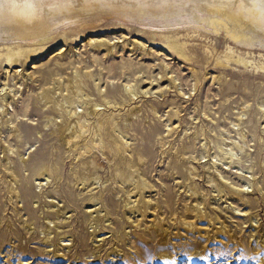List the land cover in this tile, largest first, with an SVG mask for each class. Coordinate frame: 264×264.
Returning <instances> with one entry per match:
<instances>
[{"label":"rangeland","instance_id":"rangeland-1","mask_svg":"<svg viewBox=\"0 0 264 264\" xmlns=\"http://www.w3.org/2000/svg\"><path fill=\"white\" fill-rule=\"evenodd\" d=\"M95 22L66 24L49 31L45 39L34 41L0 34V264H264V176L257 168L259 159L264 162V74L256 69L264 66L263 47L258 42L253 47L234 42L209 18L205 26H176L162 20L143 25L107 14ZM168 39L186 43V55L193 59H182L166 48ZM128 43L136 44L134 51ZM228 47L235 58L248 64L224 63ZM30 49L36 52L29 54ZM12 51H24L26 56L13 65L7 58ZM76 71L93 100L109 97V101L121 103L117 108L102 106L100 111L106 118L119 115L122 134L133 149L146 150L147 163L142 171L155 186L146 199L155 205L156 216L142 220L139 214L133 215L131 209L136 204L129 202L135 198L131 200V189L118 172L114 173L112 155H74V144L64 142L60 136L68 126L65 118L51 105L38 101L56 83L68 97L67 84L73 88ZM88 73H92L93 80L85 77ZM216 77L222 81H214ZM131 87L151 92L131 100L127 91ZM7 94L9 105L2 101ZM74 97L69 102L79 105L80 100ZM178 108L180 122L172 125L170 115ZM245 110L248 113L242 114ZM78 112L80 116L87 114L84 107ZM177 124L181 127L174 136H168ZM199 128L214 130L221 147L235 155L234 166L254 168L253 174L241 176L236 168L223 164L219 171L209 170V158L203 154L213 146L194 139ZM241 130L248 135L245 141L239 135ZM168 142L175 149L191 145L192 152L185 158L197 165L199 180L193 182L176 173L173 165L178 157ZM160 144H166L165 148ZM42 162L55 172L59 169L60 174L52 175L50 181L41 177L39 181L44 185L39 186L33 170ZM207 173L217 174L218 181L238 191L247 181H256L254 188H245V198L256 202L255 207L225 198L211 199L217 178L209 181ZM191 187L207 197L208 214L223 217L231 235L212 236L217 229L210 228L211 239L207 241L204 233H193L185 226V219L193 221L187 193ZM169 196L171 203L166 201ZM153 222L163 225V230L150 229ZM198 227L204 231L207 224ZM48 238L50 242L46 243Z\"/></svg>","mask_w":264,"mask_h":264},{"label":"bare ground","instance_id":"bare-ground-1","mask_svg":"<svg viewBox=\"0 0 264 264\" xmlns=\"http://www.w3.org/2000/svg\"><path fill=\"white\" fill-rule=\"evenodd\" d=\"M104 14H107V16H109L110 18L129 19V20H133L143 25H150L148 23L149 21L157 23L158 21L162 20L163 23H167L170 25H176V26L183 25V24H188V25L196 24L200 26H205L207 25V18H209V19H213V25L215 24L223 28L226 31V34L230 36V38L234 42L247 46V47H253L256 45V42H258L260 47H263L264 49V0H0V34L2 32L4 34H11L15 37L14 40L21 39L23 41H34L38 39H45L48 36L49 31H53L57 27L66 26V24L75 25L81 22L96 23L95 21L97 19H99V21L100 20L102 21ZM86 16H92V18L86 19L85 18ZM154 25L156 27L161 28V25H158V24H154ZM127 47L132 52L136 48V44L128 43ZM139 48L143 49L144 47L139 45ZM166 48L175 52L182 59H185V60L193 59V58L190 59V56L186 55V43L182 44L178 40L168 39L166 41ZM67 51L68 50H66V52ZM35 52H36V49H30L28 51L29 54H34ZM23 55H25L24 51H18V52L12 51L7 54L8 62L14 65ZM225 58H226V61L224 63H227V64L232 61L243 64V66H246L248 64V61L246 60H243L239 57L235 58L233 56V50L230 47H228L227 49ZM224 63H222L221 61H218L217 64H220L222 66H227V65H224ZM256 69H258L259 72L262 71L261 73L264 74L263 65L260 67H256ZM85 77L89 78L90 80H93L94 78L92 73L91 74L88 73ZM73 78L75 80V84L73 88L70 84L69 85L67 84V91L70 92L68 97L63 95V88L61 84L56 83L52 89L43 92L38 98L39 99L38 101L42 103L43 105H51L53 110L58 111L59 114H61L60 116L65 118L64 122L68 124V126L67 125L64 126V129L65 131H68V133L66 134L65 131L61 130L63 129V126H62V128L60 129L61 130L60 136L64 142H69L70 145L74 144L73 145L74 149L71 150V152L75 153L74 155H76L77 157L78 156L82 157L86 155L92 156L94 155V153L100 156H105L108 154L112 155L113 167H115L114 169H116L115 170L116 172L114 173L116 174L118 172L117 175L119 174L121 179L125 181L124 184H127L128 187L131 189V195H130L131 200L135 198L134 201L129 202V204L131 203L136 204L135 207L131 209V211L133 212V215L139 214V216L142 217V220H146L149 216H153V217L156 216L155 205L151 203L152 201H147L146 199V195L152 192L155 187L154 185L153 187L152 184H150L144 178V174L142 171V168L145 167L147 163V160H146L147 153L145 152L146 150L137 151L136 149H133L132 147L133 144L130 143V141L127 139L128 137L126 138V136L122 134V131L120 129L119 115L118 116L113 115V116H109L106 118L104 117L105 112L100 111V107L102 106L108 107V105H114L115 106L114 108H117V104L121 105V103H117V102L113 103L109 101V97H102L98 101L93 100L85 91L84 84H83L84 80L80 76L78 71H76V74L74 75ZM73 78L71 77V80ZM214 81L221 82L222 79H220L219 77H216L214 78ZM197 82L199 83L200 80L198 79ZM197 89H198V86L196 87V90ZM127 91H128V96L131 100H133L135 97L139 99L141 98L142 95L148 94L151 92V91H148L144 93L143 91H141V89L134 88V87L129 88ZM70 97H74V98L78 97V99L80 100V104L76 105L75 103H72V102L70 103L69 102ZM114 99H117V97L115 96ZM2 101L5 102L6 105H9L10 95L7 94L4 97H2ZM82 107H84L85 112L87 113L84 116H80L78 112V108H82ZM247 113L248 111L246 110L242 112V114H247ZM180 114H181V110L180 108H178L175 112H173L170 115V119L174 120V122L171 123L172 125L180 122V117H181ZM180 127L181 125L179 124H177V126L175 127H172L170 132L168 133L169 134L168 136H171V137L174 136V134ZM213 131H205L203 128L201 129L199 128L193 134L195 140L202 139L205 142L206 146L208 145L213 146V149H212L213 153H211L212 150L210 148L205 154H203L204 158L206 157L209 158V162L206 165L208 169L209 170L212 168L218 169L223 164L231 168H236L237 169L236 173H239L241 176L253 174L254 168L250 169L247 167L246 169H243V168L234 166L235 165V155L227 153L226 149H223L222 148L223 146L221 147V140L217 137L216 134H213ZM239 135L241 136V139L243 141H245L246 138L248 137L246 131L244 130H241ZM170 143L168 142L169 145ZM165 145L166 144H163L161 146L160 144L162 149ZM171 146L172 145H170V147ZM190 146L188 145V146H184L183 148H177V149H175L173 146L171 147L170 150L175 151V154L178 157L177 163L175 165L173 164L172 165L174 166V170H176V173L180 177H189L193 182H196L197 180H199V177H200L199 172L197 173V170H198V168L196 167L197 165H194L193 162L190 161L191 158H189L188 160L185 158V155L190 154L192 152V147ZM263 147H264V143L261 144V150ZM237 148L240 151H243V147L237 146ZM230 151L232 153L234 152L232 148H230ZM61 152H62V149H61ZM166 152L164 154H166ZM169 152L170 151L167 152L168 157L170 156ZM95 158H97V156ZM215 159H216V162L214 161ZM92 161H94V159ZM110 162H111V159H110ZM263 163L259 159L257 168L260 173H263V176H264V169L262 168ZM93 164L95 167V163ZM61 165H58V166H61ZM91 167H92V164H91ZM100 167H97V168L100 169ZM50 168L47 165H45L43 162L40 165L38 164L37 167L35 166V169L34 170L32 169V170H33V174L37 176L36 181H39L41 177H46L47 179L46 178L44 179L49 180L52 177V175L60 174L59 169H57V171L55 172V170H52ZM184 168L187 169L186 170L187 174L184 173ZM219 170L220 169L216 171H219ZM18 172H20L19 169H18ZM98 172L100 174V171ZM34 175H31V178L34 177ZM96 175L97 174H95L94 176ZM216 175L217 174L215 173L213 175L212 174L210 175V173H207V177H209V181H213L214 178L216 179L217 178ZM13 177L15 178V176ZM121 179H119V181H121ZM16 181L18 182V180ZM225 183L218 181V178H217L216 182L214 183V188H215L214 193L215 194L213 195L211 199L220 201L225 198L226 200H231V201L234 200L235 202H240L241 205H244V206H250L251 208L255 207L256 202L248 198L247 199L245 198V193H246L245 188L246 187L254 188L257 184L256 181H254L253 184L251 181L250 182L247 181L245 185L241 186L242 189L241 190L239 189V191L234 188H231L230 185L225 184ZM28 185L29 183L26 186ZM38 185L43 186L44 184H42V182L39 181ZM180 187L182 188V186ZM13 193H10V194L13 195ZM187 193L189 195V199L192 201V208L189 210H190V215L193 218V221L188 222L185 219L184 220L185 226L188 229L192 230L193 233H200V234L204 233L205 234L204 237L205 239H207V241L211 239L210 231H208L210 228L217 229L216 231H214L215 233L213 232L212 236H217L218 234H221L222 236L227 237L231 233L229 227L227 226V222L226 220L223 219V217L219 215L213 218L212 216L208 214L207 207H206L207 197L202 195L198 191V189L192 188V187H191V190H189V192ZM19 194L20 193H17V197L20 200ZM95 200H93V203L97 201ZM166 201L168 203L172 202V199L170 198V196L168 197V200L166 199ZM208 201H210V199ZM97 211H99V209ZM97 214H98L97 217H99L100 211L97 212ZM56 215H55V218H56ZM251 219L254 220L255 217L253 216L251 217ZM55 220H57V218ZM201 223L207 224L206 230L203 231L198 227V225H200ZM94 224L97 225V220L96 222H94ZM95 227L97 229V226ZM142 227L146 228L147 226H142ZM151 227L154 228V230L156 229L157 231L163 230V225L159 223L157 224L154 223L153 226H150V229ZM29 229L31 230L33 228L29 226ZM160 235L161 234H159V236ZM164 235L165 233L163 234V238H164ZM48 236H50V234ZM49 242L50 240L48 238L46 243H49ZM62 242H66V240L63 239ZM67 245H69V243L63 244V246H67ZM162 255L166 257L165 254H162ZM24 264H30V263H24Z\"/></svg>","mask_w":264,"mask_h":264}]
</instances>
